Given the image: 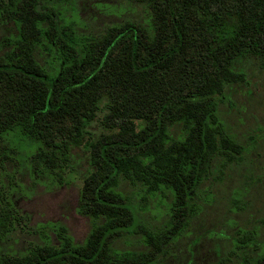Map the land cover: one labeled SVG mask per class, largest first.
<instances>
[{
  "label": "trees",
  "instance_id": "trees-1",
  "mask_svg": "<svg viewBox=\"0 0 264 264\" xmlns=\"http://www.w3.org/2000/svg\"><path fill=\"white\" fill-rule=\"evenodd\" d=\"M54 1L0 0V27L16 28L0 40V150L39 175L84 148L78 209L91 228L77 243L58 227L42 244L0 252V264H155L189 225L203 181L242 151L218 103L245 80L242 59L264 61V0H135L143 23L99 35L78 32ZM166 200L164 226L148 228L143 214ZM20 218L0 191V243ZM137 231L147 249L118 246ZM242 264H264V253Z\"/></svg>",
  "mask_w": 264,
  "mask_h": 264
},
{
  "label": "rangeland",
  "instance_id": "rangeland-1",
  "mask_svg": "<svg viewBox=\"0 0 264 264\" xmlns=\"http://www.w3.org/2000/svg\"><path fill=\"white\" fill-rule=\"evenodd\" d=\"M54 2L84 34L99 35L108 26L147 19V8L135 0ZM15 31L12 22L3 24L0 40ZM39 60L46 64L49 58L43 55ZM238 67L245 72V80L226 87L218 113L242 151L226 165L221 161L203 181L189 225L169 241L155 264H242L264 253V61L248 57ZM171 131L178 134L179 125ZM5 154L9 158L3 159L0 169V191L9 197L21 218L0 243V252H21L31 244H42L61 226L74 242H82L91 228L90 218L78 209L83 179L90 169L87 151L72 147L64 169L39 175L29 170L25 157L0 150V159ZM168 202L149 205L142 217L148 228L164 226ZM244 234H251L252 239L244 242ZM118 246L147 249L142 231L119 240Z\"/></svg>",
  "mask_w": 264,
  "mask_h": 264
}]
</instances>
